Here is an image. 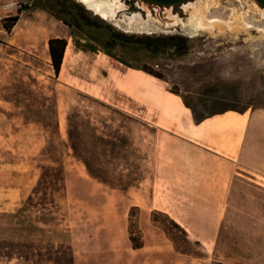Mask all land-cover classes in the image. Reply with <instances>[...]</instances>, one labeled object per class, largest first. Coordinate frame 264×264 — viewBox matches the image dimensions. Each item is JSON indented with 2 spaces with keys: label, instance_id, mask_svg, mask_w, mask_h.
Returning a JSON list of instances; mask_svg holds the SVG:
<instances>
[{
  "label": "rangeland",
  "instance_id": "374dc122",
  "mask_svg": "<svg viewBox=\"0 0 264 264\" xmlns=\"http://www.w3.org/2000/svg\"><path fill=\"white\" fill-rule=\"evenodd\" d=\"M120 1L125 8L117 16L138 13L150 31L126 32L72 0H65L64 11L83 14L100 30L78 25L50 0H12L9 11L0 14V264H264V239L250 253L211 254L185 237L167 213L154 208V131L129 125L121 114L112 116L104 104L60 83L50 60L19 47L20 36L11 41L18 36L17 21L4 27L22 9L43 7L145 64L190 100L217 94V108L244 110L264 103V8L255 0ZM196 10L214 23L212 30L188 34L181 24L168 25ZM106 26L134 38L180 34L191 48L176 57L131 53L106 40ZM69 113L78 114L77 122L89 119L97 136L123 139V149L108 157L105 168L139 180L121 190L91 178L69 147Z\"/></svg>",
  "mask_w": 264,
  "mask_h": 264
},
{
  "label": "crops",
  "instance_id": "0c3cea01",
  "mask_svg": "<svg viewBox=\"0 0 264 264\" xmlns=\"http://www.w3.org/2000/svg\"><path fill=\"white\" fill-rule=\"evenodd\" d=\"M11 6L0 0V14ZM59 21L43 7L22 9L11 41L20 36L19 47L49 61L48 40L65 38L58 81L154 131V208L211 254L250 253L264 239V103L195 121L186 92Z\"/></svg>",
  "mask_w": 264,
  "mask_h": 264
},
{
  "label": "trees",
  "instance_id": "16d2710c",
  "mask_svg": "<svg viewBox=\"0 0 264 264\" xmlns=\"http://www.w3.org/2000/svg\"><path fill=\"white\" fill-rule=\"evenodd\" d=\"M50 1L52 6L54 5L57 7V0ZM56 17L61 19L69 27L73 28L77 34L85 37L86 39L94 41L102 48L119 55L124 60L129 61L133 67L146 69L144 66L145 64L141 65L139 62H136L135 59L128 58L115 52L112 47L102 43L99 39L88 37L82 34L79 30H77V28H74L75 26L70 20L64 19L58 14ZM18 18V14L8 17L4 22V27L7 30L10 29L18 20ZM71 18L74 19L78 25L82 26V24H85V28L88 27L87 25H93L97 30L101 29V26L95 25L93 22H89L83 14H75L73 12ZM106 29L108 32L106 40L113 42L114 44H119L121 47L135 54L143 53L152 57L170 53L173 57H176L187 54L191 48L190 40L186 36H182L180 34H170L164 36L144 35L134 38L132 35L129 36L122 32L116 31L110 26H106ZM65 46L66 40L63 37H53L48 40L49 57L55 76H57L59 73ZM181 95L185 105L191 108L195 121H200L208 115L218 113L225 109H235L230 107L217 108L218 100L221 99V96L217 94H213L210 96V98L206 99L199 95L193 100H190L187 94ZM77 116V113H69L67 115V139L73 156L84 164L86 172L91 178L107 186L114 187V184H117L121 190H127V188L133 185V182L138 181L139 178L131 177L133 174L127 175L123 173H119L116 177L115 173H113V170H109L107 167L105 168L106 164L110 163L108 161V157L110 155L114 156L117 154V149H123L122 147L125 145L124 140L109 134L97 136L95 133L96 128L93 126L91 121L88 119L77 122L75 121ZM96 149H100L101 152L97 153ZM171 221L174 225L180 228L183 231L185 237H187L185 230L180 227L179 224L174 222V220ZM130 240L134 247L140 246V242H134V239L131 235Z\"/></svg>",
  "mask_w": 264,
  "mask_h": 264
},
{
  "label": "bare ground",
  "instance_id": "6f19581e",
  "mask_svg": "<svg viewBox=\"0 0 264 264\" xmlns=\"http://www.w3.org/2000/svg\"><path fill=\"white\" fill-rule=\"evenodd\" d=\"M82 4H85L89 10L100 16L101 18L112 22L119 28L127 32L135 31H150L151 24L148 20L142 19L138 13H132L131 15L123 14L117 16L118 12L125 8L124 4L120 0H78ZM197 8V7H194ZM203 13V12H202ZM181 24L185 33L194 34L196 31L212 30L214 23L206 19L201 15L200 11H192L188 17L175 18L169 26ZM155 27V26H154ZM161 30V29H160ZM73 51V40L70 39L68 45V53Z\"/></svg>",
  "mask_w": 264,
  "mask_h": 264
},
{
  "label": "flooded vegetation",
  "instance_id": "af4514ba",
  "mask_svg": "<svg viewBox=\"0 0 264 264\" xmlns=\"http://www.w3.org/2000/svg\"><path fill=\"white\" fill-rule=\"evenodd\" d=\"M144 1H146V0H144ZM184 1V0H183ZM72 2L73 3H75L79 8H81V9H83V8H85V6L82 4V3H80L79 1H77V0H72ZM133 2V0H129V3H132ZM146 2H148L149 3V1H146ZM151 3V2H150ZM180 3V2H179ZM64 5H65V0H58L57 1V8L58 9H60V10H63V12L65 13H67V15H69L70 17H72V14H73V12L74 11H72L69 7L64 11ZM85 9H87V8H85ZM87 10H89V9H87ZM91 11V10H90ZM92 12V11H91ZM75 14H76V12H74ZM93 13V12H92ZM95 14V13H94ZM82 26L83 27H85L86 25L85 24H82ZM88 27H90V26H93V25H87ZM88 27H87V29H88Z\"/></svg>",
  "mask_w": 264,
  "mask_h": 264
},
{
  "label": "water",
  "instance_id": "95a60500",
  "mask_svg": "<svg viewBox=\"0 0 264 264\" xmlns=\"http://www.w3.org/2000/svg\"><path fill=\"white\" fill-rule=\"evenodd\" d=\"M151 3L160 4V5H173L179 3L183 0H146ZM262 8H264V0H255ZM85 8L89 9L85 4H83ZM93 11V10H91ZM94 13V12H93Z\"/></svg>",
  "mask_w": 264,
  "mask_h": 264
}]
</instances>
